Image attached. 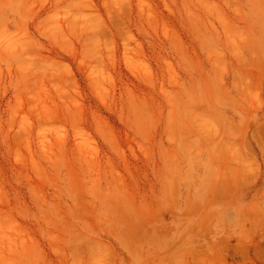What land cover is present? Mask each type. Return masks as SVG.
Instances as JSON below:
<instances>
[{
	"label": "rangeland",
	"instance_id": "obj_1",
	"mask_svg": "<svg viewBox=\"0 0 264 264\" xmlns=\"http://www.w3.org/2000/svg\"><path fill=\"white\" fill-rule=\"evenodd\" d=\"M0 264H264V0H0Z\"/></svg>",
	"mask_w": 264,
	"mask_h": 264
}]
</instances>
